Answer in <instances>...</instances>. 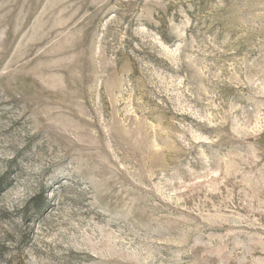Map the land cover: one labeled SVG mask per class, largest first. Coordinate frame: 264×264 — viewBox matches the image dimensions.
<instances>
[{
  "label": "rangeland",
  "instance_id": "rangeland-1",
  "mask_svg": "<svg viewBox=\"0 0 264 264\" xmlns=\"http://www.w3.org/2000/svg\"><path fill=\"white\" fill-rule=\"evenodd\" d=\"M0 264H264V0H0Z\"/></svg>",
  "mask_w": 264,
  "mask_h": 264
}]
</instances>
